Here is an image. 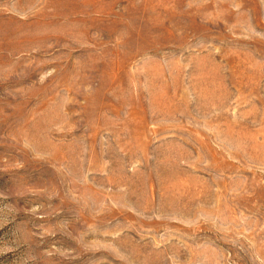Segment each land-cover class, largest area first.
I'll return each mask as SVG.
<instances>
[{
  "label": "rangeland",
  "instance_id": "1",
  "mask_svg": "<svg viewBox=\"0 0 264 264\" xmlns=\"http://www.w3.org/2000/svg\"><path fill=\"white\" fill-rule=\"evenodd\" d=\"M0 264H264V0H0Z\"/></svg>",
  "mask_w": 264,
  "mask_h": 264
}]
</instances>
